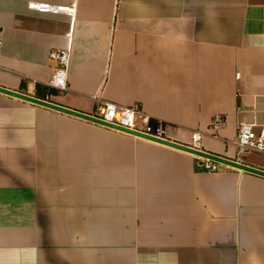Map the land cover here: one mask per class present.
Segmentation results:
<instances>
[{
    "label": "crops",
    "instance_id": "1",
    "mask_svg": "<svg viewBox=\"0 0 264 264\" xmlns=\"http://www.w3.org/2000/svg\"><path fill=\"white\" fill-rule=\"evenodd\" d=\"M0 87L92 117L94 94L138 105L183 146L223 115L200 151L264 171L232 144L264 127V0H0ZM200 160L0 93V264H264V177Z\"/></svg>",
    "mask_w": 264,
    "mask_h": 264
},
{
    "label": "built area",
    "instance_id": "2",
    "mask_svg": "<svg viewBox=\"0 0 264 264\" xmlns=\"http://www.w3.org/2000/svg\"><path fill=\"white\" fill-rule=\"evenodd\" d=\"M28 6L31 10L39 13L65 14L71 18L75 16L76 12L75 5L61 6L50 3L32 2L29 3ZM50 56L52 59L59 62L61 69L56 71L53 78L46 83V86L59 91H66L70 50H57L51 53ZM91 99L97 102L96 116H94V118L114 127L141 134L154 141H168L165 129L162 126H154L152 123L153 118L145 113L140 106H118L99 99L96 94L92 95ZM226 123L227 117L216 115L208 130L198 131L192 134V145L187 147L200 150L199 142L201 141L202 136L210 135L213 138H218V132L226 125ZM149 142L158 144L153 141ZM232 144L237 148L239 153L246 154L249 152H255L264 154V127L257 129V125L254 124H240L237 129L235 141ZM199 166L208 172H217L221 167L220 164L206 159H201Z\"/></svg>",
    "mask_w": 264,
    "mask_h": 264
},
{
    "label": "water",
    "instance_id": "3",
    "mask_svg": "<svg viewBox=\"0 0 264 264\" xmlns=\"http://www.w3.org/2000/svg\"><path fill=\"white\" fill-rule=\"evenodd\" d=\"M0 93L14 97V98H17V99H20V100H23V101H26V102H29V103H32V104H36V105H39V106H42V107H45L48 109H52V110H55L58 112H62V113H65V114H68V115H71V116H74V117H77V118H80V119H83V120H86V121H89V122H92L95 124H98V125L104 126L106 128H109V129L121 131V132L127 133L129 135L138 137V138L153 141V142H156V143L163 145L165 147L191 154V155H193L197 158H200V159L210 160V161L216 162L220 165L228 166V167H231L234 169H239V170H242V171H245L248 173H252V174L264 177V171L257 170V169L239 164L237 162L229 161L227 159L217 157V156L202 152L200 150H195V149L189 148L187 146H183V145L173 143L170 141H154V140L149 139L148 137H145L141 134L114 127V126L106 124V123H104V122H102V121H100V120H98L92 116L84 115V114L77 113V112L72 111V110L62 108L60 106L49 103L47 101L36 99V98L30 97V96H27L24 94H20V93L14 92V91H10V90H7V89L1 88V87H0Z\"/></svg>",
    "mask_w": 264,
    "mask_h": 264
},
{
    "label": "rangeland",
    "instance_id": "4",
    "mask_svg": "<svg viewBox=\"0 0 264 264\" xmlns=\"http://www.w3.org/2000/svg\"><path fill=\"white\" fill-rule=\"evenodd\" d=\"M209 129V128H208ZM207 129V130H208ZM235 148V147H234ZM236 152L239 155V158H245V157H264L263 155L259 154V153H255V152H249V153H239V151L236 150Z\"/></svg>",
    "mask_w": 264,
    "mask_h": 264
},
{
    "label": "trees",
    "instance_id": "5",
    "mask_svg": "<svg viewBox=\"0 0 264 264\" xmlns=\"http://www.w3.org/2000/svg\"><path fill=\"white\" fill-rule=\"evenodd\" d=\"M41 93L43 95H45V94L49 93V89L45 88V89L41 90Z\"/></svg>",
    "mask_w": 264,
    "mask_h": 264
}]
</instances>
